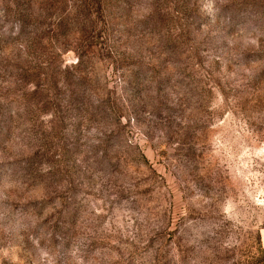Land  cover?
Returning a JSON list of instances; mask_svg holds the SVG:
<instances>
[{"label": "rangeland", "instance_id": "obj_1", "mask_svg": "<svg viewBox=\"0 0 264 264\" xmlns=\"http://www.w3.org/2000/svg\"><path fill=\"white\" fill-rule=\"evenodd\" d=\"M0 264H264V0H0Z\"/></svg>", "mask_w": 264, "mask_h": 264}]
</instances>
